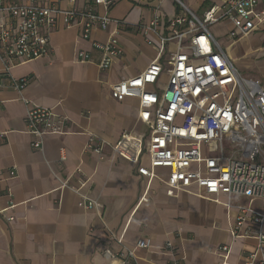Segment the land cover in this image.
Returning a JSON list of instances; mask_svg holds the SVG:
<instances>
[{
    "label": "crops",
    "instance_id": "obj_1",
    "mask_svg": "<svg viewBox=\"0 0 264 264\" xmlns=\"http://www.w3.org/2000/svg\"><path fill=\"white\" fill-rule=\"evenodd\" d=\"M179 2L183 11L201 19L223 0ZM48 4L59 10L97 12L89 0H48ZM180 12L181 7L172 0H114L109 15L125 23L118 32L112 24L107 31L94 29L89 40H83L80 26L66 28L58 18L49 32V56L9 62L8 77L26 79L27 83L17 91L6 80L1 89L0 264H122L121 260H130L129 264H173L181 257L183 264H222L215 253L222 245L230 247L225 264H242L255 246L253 239L231 238L229 228L236 212L227 214L222 205L199 197L196 186L171 198L159 182L153 181L147 202L136 208L145 180L137 175L135 164L111 151L122 133L145 136L149 128L137 119V101L113 100L110 87L144 72L154 58L157 36L144 34L140 27L157 15V35L165 36L168 23ZM231 28L230 24L220 23L209 27V31L239 75L257 79L264 86V22L259 30L234 43L227 38ZM111 34L118 39L122 55L102 71L98 67L101 52L92 44L105 43ZM243 41H251L250 54L235 49ZM167 49L172 52L173 45L168 44ZM80 52L90 61L81 62ZM249 55L256 58L253 69L260 72L258 75L241 73L252 68V63L244 60ZM2 69L0 62V72ZM21 98L65 116V134L46 136L42 148L34 150L33 137L25 130L29 107ZM88 134L106 143L104 160L83 151ZM141 164L148 166L145 156ZM76 169L81 173L76 174ZM12 171L14 176L10 175ZM159 174L166 176L163 170ZM63 183H67L66 188H62ZM71 188L98 202L101 209L78 208L79 197ZM219 200L225 202L226 198L220 196ZM231 201L261 208L260 200L233 197ZM109 233L121 238L123 244L111 241ZM141 238L151 240L149 250L134 248ZM167 241L174 244L171 252L164 251ZM105 250L117 257L105 258Z\"/></svg>",
    "mask_w": 264,
    "mask_h": 264
},
{
    "label": "built area",
    "instance_id": "obj_2",
    "mask_svg": "<svg viewBox=\"0 0 264 264\" xmlns=\"http://www.w3.org/2000/svg\"><path fill=\"white\" fill-rule=\"evenodd\" d=\"M74 2V0H68ZM181 12L168 23L165 36H158L160 18L154 15L140 30L156 34L158 46L144 72L121 80L110 87V97L121 102L126 98L137 101V119L148 126V133L136 135L124 132L111 147L112 154L137 166V175L145 180L136 208L147 202L150 185L159 182L167 197H177L191 186L198 196L222 205L227 214L236 212L229 233L233 239H253L256 244L247 252L242 264H264V86L257 79L239 75L233 63L212 37L209 27L227 23L231 29L227 38L233 43L259 30L264 22V0H223L197 18L183 11L179 0H172ZM92 9L59 10L48 0H0V107L1 89L6 80L21 91L26 79L8 77L11 60L28 61L44 58L51 52L49 32L61 18L64 27L80 26L81 38L89 40L94 29L107 31L113 24L118 30L125 25L114 21L109 12L114 0H89ZM148 45H153L150 40ZM172 44L174 50L168 51ZM92 46L101 52L100 70H107L113 59L122 55L115 34L105 43ZM87 63V54H78ZM10 79V80H9ZM28 105L25 130L33 137L31 147L40 150L48 135H63L67 118L53 110ZM106 143L88 134L84 152H93L99 160ZM148 166L141 164L142 157ZM159 170L166 173L160 176ZM80 174V169H76ZM14 176V171L10 172ZM67 183L62 184L66 188ZM79 197L77 207L84 210L101 209L90 197L71 188ZM226 198L221 202L219 197ZM233 197L260 200L261 208L233 204ZM212 198V199H211ZM8 218L7 221H12ZM109 239L122 245L121 238L109 233ZM149 250L151 240L139 239L135 247ZM174 250L171 241L164 251ZM222 264L227 261L230 247L218 246ZM105 258L115 259L109 250ZM129 256L132 255L130 251ZM130 261V260H129ZM121 260L122 264H129ZM184 258H175L173 264H183Z\"/></svg>",
    "mask_w": 264,
    "mask_h": 264
},
{
    "label": "rangeland",
    "instance_id": "obj_3",
    "mask_svg": "<svg viewBox=\"0 0 264 264\" xmlns=\"http://www.w3.org/2000/svg\"><path fill=\"white\" fill-rule=\"evenodd\" d=\"M198 17L200 16L199 14H196ZM214 33V31H212ZM215 34V33H214ZM256 39V38H254ZM253 40V39H252ZM251 40V41H252ZM251 41L248 42V41H243L241 43H238V45H236L235 49L237 50H241L243 53L245 54H250V46L252 47L251 45ZM244 60L247 62V63H252V68H250L249 70H246V71H242L241 73L244 74V75H248V76H255V75H258L260 72H257L255 70V68L253 69V67H255L257 65V61H256V58H254V55H249V56H246L244 58ZM234 64H236V62H234Z\"/></svg>",
    "mask_w": 264,
    "mask_h": 264
}]
</instances>
